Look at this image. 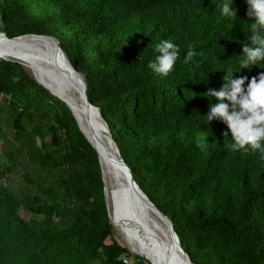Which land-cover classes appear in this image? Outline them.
I'll return each instance as SVG.
<instances>
[{
  "label": "trees",
  "instance_id": "1",
  "mask_svg": "<svg viewBox=\"0 0 264 264\" xmlns=\"http://www.w3.org/2000/svg\"><path fill=\"white\" fill-rule=\"evenodd\" d=\"M218 0H0L9 36L55 37L87 84L144 193L173 222L195 264H264V160L226 147V125L203 117L250 18ZM181 55L160 77L153 46ZM200 53L183 62L188 45ZM261 67V68H260ZM264 71L260 62L237 75ZM97 150L65 101L16 60L0 59V264H150L115 237Z\"/></svg>",
  "mask_w": 264,
  "mask_h": 264
},
{
  "label": "bare ground",
  "instance_id": "2",
  "mask_svg": "<svg viewBox=\"0 0 264 264\" xmlns=\"http://www.w3.org/2000/svg\"><path fill=\"white\" fill-rule=\"evenodd\" d=\"M53 50L52 44L43 37L8 39L0 32V59L9 58L22 63L39 83L67 101L73 108L82 129L100 154L110 215L114 226L128 239L130 249L144 255L152 264H185L178 250H162L161 245L167 241L162 235L159 238L156 236L154 226L158 223L152 210L149 211L150 215L147 214V218H143L135 213L136 210L127 212L121 207L120 194L124 192L126 184L125 180L115 173L114 156L108 157V152L115 153L106 125H98L96 120H99L100 116L95 109L86 110L82 90L77 89L60 72L62 67L72 68L71 64L66 56L56 58ZM76 78L72 73V79L77 81ZM150 222H153L152 225ZM167 243L171 246V242Z\"/></svg>",
  "mask_w": 264,
  "mask_h": 264
},
{
  "label": "clouds",
  "instance_id": "3",
  "mask_svg": "<svg viewBox=\"0 0 264 264\" xmlns=\"http://www.w3.org/2000/svg\"><path fill=\"white\" fill-rule=\"evenodd\" d=\"M234 0H218L216 9L221 17L236 19V9L232 7ZM247 4L246 15L248 33L245 42L242 43L241 54L238 55L239 67L224 68L225 75L219 89L208 88L202 95L214 98L215 103L209 104L205 123L214 119L221 120L227 128L223 135L230 142L226 145L232 151H255L264 160V71L249 78L245 75H237L242 69L252 65L258 67L264 62V0H245ZM154 58L149 61L147 67L151 72L160 77H166L173 70L181 55L180 48L172 39H160L153 46ZM200 53L193 45H188L183 55V62L189 63ZM261 68V67H260Z\"/></svg>",
  "mask_w": 264,
  "mask_h": 264
},
{
  "label": "water",
  "instance_id": "4",
  "mask_svg": "<svg viewBox=\"0 0 264 264\" xmlns=\"http://www.w3.org/2000/svg\"><path fill=\"white\" fill-rule=\"evenodd\" d=\"M0 32L8 39H18L21 37H31V36H36V37H43L45 39H47L53 46L54 50L53 53L55 55V57H65L66 54L65 52L62 50V48L60 47L59 41L52 36H48V35H39V34H24V35H19V36H15V37H9L1 28H0ZM67 57V56H66ZM2 59H7L10 60L9 58H2ZM68 59V58H67ZM69 61V60H68ZM70 63V61H69ZM71 64V63H70ZM72 68H61L60 72L71 81V83L77 88V89H81L82 90V94L84 97V101H85V107L86 110H90V109H95L98 112V115L100 116V110L98 109V107L94 106L88 98V93H87V84L84 80L83 75L78 72L71 64ZM72 73H74L76 75V79L77 81L72 79ZM82 85H79V83ZM62 99V98H60ZM63 101H65L64 99H62ZM66 104L70 107V109L72 110L74 116L75 112L73 110V108L71 107V105H69V103L67 101H65ZM77 119V117H76ZM104 124L106 125L107 128V132L109 134V138L111 139L113 146H114V153L108 152V157H112L114 156L113 160L115 161L114 164L116 165V169H115V173L118 177L123 178L126 184V188L124 189V192L120 194V205L121 207L125 210V211H137L135 213H138L137 215L143 217V218H147V214H149V211H153L156 215V220H157V225H153L154 228L156 229V236H163L164 239H166L167 242H171V246L166 242V244L161 245L162 250L164 249V251H168L171 252L172 250L176 249V251L178 250L180 252V258H182V260L184 261L185 264H195L191 257L189 256V254L186 252V250L183 248L180 239L174 229V225L172 220L166 215L164 214L157 206L156 204L144 193V191L139 187V185L136 183L132 170L131 168L127 165V163L125 162V160L123 159L120 150L116 144V142L114 141L110 130H109V126L107 125V123L105 122V120L102 118ZM78 121V119H77ZM79 124V122H78ZM79 127L81 128V130L84 132V130L82 129V127L79 124ZM84 134L86 135V133L84 132ZM86 137L88 138V136L86 135ZM89 140V138H88ZM90 141V140H89ZM91 142V141H90ZM92 144V143H91ZM93 145V144H92ZM94 146V145H93ZM95 148V146H94ZM96 149V148H95ZM97 150V149H96ZM98 152V150H97ZM99 155V159H100V154L98 152ZM100 164H101V168H102V174H103V178H104V171H103V167H102V163H101V159H100ZM105 183V180H104ZM105 197H106V201H107V206H108V212H109V217H110V221L113 224L111 215H110V209H109V204H108V198H107V189H106V184H105ZM150 215V214H149ZM150 220V219H149ZM153 222H150V224L152 225ZM114 225V224H113ZM163 228V229H162ZM161 236V237H162ZM173 258V257H172ZM175 259V258H174Z\"/></svg>",
  "mask_w": 264,
  "mask_h": 264
},
{
  "label": "rangeland",
  "instance_id": "5",
  "mask_svg": "<svg viewBox=\"0 0 264 264\" xmlns=\"http://www.w3.org/2000/svg\"><path fill=\"white\" fill-rule=\"evenodd\" d=\"M27 70V69H26ZM28 71V70H27ZM29 72V71H28ZM30 73V72H29ZM78 119V118H77ZM78 122H79V119H78ZM96 122L98 123V125L100 126V125H102V123L104 124V122H103V120H102V117H101V115H100V117H99V120H96ZM79 124H80V122H79ZM81 126V125H80ZM114 229H115V233H114V237L125 247V248H127L131 253H133V254H135V255H140V256H142L146 261H149L150 262V264H152L151 263V261L150 260H148L144 255H142V254H140V253H137V252H134V251H132L131 249H130V244H129V242H128V239L126 238V236L123 234V233H121L115 226H114ZM117 229V230H116ZM163 229V228H162ZM118 231V232H117ZM122 235V236H121Z\"/></svg>",
  "mask_w": 264,
  "mask_h": 264
},
{
  "label": "built area",
  "instance_id": "6",
  "mask_svg": "<svg viewBox=\"0 0 264 264\" xmlns=\"http://www.w3.org/2000/svg\"><path fill=\"white\" fill-rule=\"evenodd\" d=\"M124 263H125V264H132V263L129 262L128 258H125V259H124Z\"/></svg>",
  "mask_w": 264,
  "mask_h": 264
}]
</instances>
